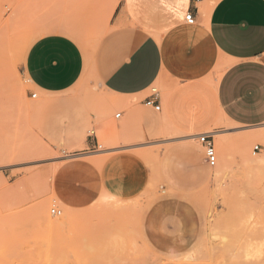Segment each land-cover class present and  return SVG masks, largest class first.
I'll return each instance as SVG.
<instances>
[{
	"label": "rangeland",
	"instance_id": "374dc122",
	"mask_svg": "<svg viewBox=\"0 0 264 264\" xmlns=\"http://www.w3.org/2000/svg\"><path fill=\"white\" fill-rule=\"evenodd\" d=\"M119 1L0 0V264H264V138H236L264 124L221 122L217 167L180 191L163 179L180 134L162 113L93 74L60 93L25 75L42 36L91 50Z\"/></svg>",
	"mask_w": 264,
	"mask_h": 264
},
{
	"label": "crops",
	"instance_id": "0c3cea01",
	"mask_svg": "<svg viewBox=\"0 0 264 264\" xmlns=\"http://www.w3.org/2000/svg\"><path fill=\"white\" fill-rule=\"evenodd\" d=\"M109 16L89 51L66 34L37 39L25 75L40 91L60 93L93 74L106 92L142 104L161 82L159 112L180 134L163 158V179L196 190L206 183L205 167L213 168L204 147L202 160L185 138L196 141L221 122L264 124V0H120ZM153 73L152 85L142 87Z\"/></svg>",
	"mask_w": 264,
	"mask_h": 264
},
{
	"label": "built area",
	"instance_id": "2783aa9c",
	"mask_svg": "<svg viewBox=\"0 0 264 264\" xmlns=\"http://www.w3.org/2000/svg\"><path fill=\"white\" fill-rule=\"evenodd\" d=\"M186 21L188 24H191V25L195 24V16L192 12L187 14ZM32 97L37 98V94H33ZM160 100H161L160 91L156 88H152V92L146 98V100L144 101V104L145 106L149 108H153L154 110L159 112L161 110ZM120 117H121V114H118L117 118H120ZM197 138L200 144L205 149V153H206L210 167L213 169L216 168L218 165V154L216 150L213 133L212 132L204 133V134L199 135ZM258 151H260L259 145L254 148V153L256 154ZM52 213L60 214V212H56L55 209L52 210Z\"/></svg>",
	"mask_w": 264,
	"mask_h": 264
},
{
	"label": "bare ground",
	"instance_id": "6f19581e",
	"mask_svg": "<svg viewBox=\"0 0 264 264\" xmlns=\"http://www.w3.org/2000/svg\"><path fill=\"white\" fill-rule=\"evenodd\" d=\"M13 32V31H12ZM11 33V32H10ZM1 35V33H0ZM15 36V35H14ZM242 133V132H241ZM239 134L236 138H237V141H239L240 143L239 144H244L246 145L247 144V141L249 140H252L253 138H264V133H249V134ZM248 133V132H247ZM235 136V135H234ZM232 138V137H231ZM232 140V139H231ZM229 141H230V138H224V139H221V140H217V143L218 145L220 146H223V147H229ZM250 144V143H249Z\"/></svg>",
	"mask_w": 264,
	"mask_h": 264
},
{
	"label": "snow or ice",
	"instance_id": "6c2138e0",
	"mask_svg": "<svg viewBox=\"0 0 264 264\" xmlns=\"http://www.w3.org/2000/svg\"><path fill=\"white\" fill-rule=\"evenodd\" d=\"M69 43L71 44L72 42L69 41ZM157 64H159V62H157ZM155 79H156V73H153V75L147 80V83L145 85H142V87L151 86ZM101 87H103V85H101ZM113 87L115 88L117 87V85L113 84ZM72 194L75 195L76 193L73 192ZM96 196H98V193L93 194L92 199L94 200Z\"/></svg>",
	"mask_w": 264,
	"mask_h": 264
}]
</instances>
